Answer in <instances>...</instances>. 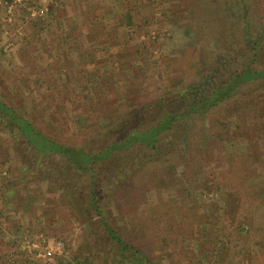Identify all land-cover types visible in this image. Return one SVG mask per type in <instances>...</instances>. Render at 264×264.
<instances>
[{
	"label": "rangeland",
	"instance_id": "obj_1",
	"mask_svg": "<svg viewBox=\"0 0 264 264\" xmlns=\"http://www.w3.org/2000/svg\"><path fill=\"white\" fill-rule=\"evenodd\" d=\"M147 1L152 3L144 9ZM195 1L0 0V99L43 131L76 142H89L94 135L103 143V131L109 133L124 119L127 109L142 100L143 92L146 101L178 110L177 92L214 67L221 53L219 41L210 32L199 34L190 23ZM249 2L260 5L253 10L264 32V0ZM41 8H46L44 14L31 16L32 10L37 13ZM108 9L114 17L111 25L102 20ZM81 11L97 22L90 27L94 31L88 27L89 36L86 22L72 19L73 12ZM145 12L151 14L149 20ZM137 18L150 22L133 31ZM137 44L143 46L140 72L138 59L129 52ZM126 59L129 67L123 62ZM258 60L264 63L263 39ZM252 89L240 94L229 108L235 136L223 143L211 139L210 146L203 147L204 160L194 149L191 152L190 143L193 134L205 143V128L215 131V111L207 113L194 133L188 131V139L183 141L178 129L160 143L170 161L153 169L158 187L146 192L149 211L140 222H150L148 236L145 231L138 239L129 235L153 262L264 264V132L257 143L254 125L244 137H237L234 128L237 121L246 126L251 98L258 100L264 116V87ZM253 91L257 92L246 95ZM6 125V118L0 116V264H136L129 251L121 260L98 215L70 206L68 197L54 185L55 176L47 179L34 174L22 179L30 170L31 156L25 155L26 143ZM111 135L108 138H114ZM189 161L193 164L188 168L190 181L183 171ZM54 169L58 176V170L64 178L75 176L67 168ZM81 183L87 190L88 182ZM127 186L114 191L105 206L106 220L120 232L127 230V217L133 213ZM75 188H71L73 202L82 206L85 196ZM206 217L222 223L215 225L221 231L214 244L203 236ZM26 241L42 244L40 249L57 241L62 245L49 259L38 256V250L23 248ZM217 252L222 262L214 261Z\"/></svg>",
	"mask_w": 264,
	"mask_h": 264
},
{
	"label": "trees",
	"instance_id": "obj_2",
	"mask_svg": "<svg viewBox=\"0 0 264 264\" xmlns=\"http://www.w3.org/2000/svg\"><path fill=\"white\" fill-rule=\"evenodd\" d=\"M249 1L196 0L190 12V23L199 34L210 32L219 41L221 53L217 64L187 81L183 85L184 90H177L178 98L181 100L178 110L173 106L165 107L157 101H146L143 92L142 100L136 106L127 109L124 119L115 124L109 133L107 130L103 131L105 134L103 143L97 141L98 138L94 135L89 142L63 141L49 133V130L43 131L35 122L32 123L0 99V116L6 118V126L15 131L14 134L12 133L14 137H20V140L26 143L25 155L31 156L27 160L30 170L23 174L22 179L34 174H41L47 179L55 176L52 181L61 190L62 195L68 197L70 206L78 207L81 212L92 210L99 216L107 239L117 246L121 260L129 251L136 264H157L148 257L149 252H145L140 247L138 240L133 242L129 240V235L138 239L141 238V231H145L148 236L150 222H140L142 215L149 211L146 192L151 187H158L159 178L153 169L157 168L158 163L163 165L170 161L169 154H162L160 143L167 138V135L173 134L178 129L182 131L183 141L188 139V131L194 133L195 126L201 127V120L207 113L215 111L217 115L215 131L212 133L211 129L202 128L206 142L193 134L190 143L191 152L194 149L193 153L195 151L200 153L204 160L206 154L202 153L203 147L210 146L211 139L223 143L230 141L232 135L235 136L228 116L229 108L233 107L235 99L240 94L247 93L249 89L264 87V63L258 60V47L262 39L264 40V32L259 28L258 17L253 10L260 5L252 6ZM151 3L152 1L145 2L144 9L150 8ZM146 14L149 20L151 14ZM147 19L140 21L137 18L138 22L134 25L133 31H138L137 29L143 24H149L150 21ZM142 49L143 46L137 44L129 51L138 59L136 65L138 72L144 66L139 55ZM123 62L129 67L127 59ZM255 92L257 91L246 95ZM248 104L250 105L246 106L251 107L252 111L244 117L247 124L241 126L238 121L235 122L234 128L238 130L236 135L244 137L249 127L254 125L253 141L260 143V133L264 132L263 110L257 99L251 98ZM239 115L240 113L237 114V118ZM258 120H262L261 125L257 124ZM110 135L114 138H108ZM261 146L264 149V141ZM190 162L183 164L184 175L187 176L188 181L191 180L188 168L193 165ZM192 162L195 163L193 159ZM56 166L73 171L75 176L64 178L59 170L58 176L54 169ZM44 170L45 173H42ZM152 171L154 176H151ZM188 181L185 180V183H189ZM81 182H88L87 190L83 191L84 183ZM124 184L128 185L126 195L132 205L133 213L127 217V230L120 232L106 220L105 206L112 193ZM75 186L76 193L85 196L82 206H77L73 202L74 191L71 188ZM220 224L222 225L220 221L206 217L203 236L210 243L216 242L215 236L221 229H215V225L220 226ZM220 254L221 252H217L214 255L216 263L223 261L218 256Z\"/></svg>",
	"mask_w": 264,
	"mask_h": 264
},
{
	"label": "built area",
	"instance_id": "obj_3",
	"mask_svg": "<svg viewBox=\"0 0 264 264\" xmlns=\"http://www.w3.org/2000/svg\"><path fill=\"white\" fill-rule=\"evenodd\" d=\"M46 11V9L41 8L39 9V11L36 13L34 10L31 11V16H34L35 14H39L42 15L44 14ZM42 244L38 243V242H34V241H26L23 243L22 247L23 248H28L33 249V250H38V256H42L45 258H53V255L58 251V249L61 247L62 243L60 241H57L55 245H50V246H46L42 249H40Z\"/></svg>",
	"mask_w": 264,
	"mask_h": 264
},
{
	"label": "crops",
	"instance_id": "obj_4",
	"mask_svg": "<svg viewBox=\"0 0 264 264\" xmlns=\"http://www.w3.org/2000/svg\"><path fill=\"white\" fill-rule=\"evenodd\" d=\"M87 3H89V1H87ZM122 4V3H121ZM123 5V4H122ZM77 6L78 7H80L78 4H77ZM46 9V8H45ZM90 9V8H89ZM94 10V9H93ZM79 11V10H78ZM87 12L88 13H90L91 12V9L90 10H88L87 9ZM112 12V11H111ZM110 11H109V9L106 11V14H104V15H102L101 17H102V20H104L103 22H105V21H107L110 25L113 23V19H114V17H111L110 15H112V13H111ZM81 14V15H80ZM80 14L79 13H76V12H73V15H72V19H74L75 21H80V23H85L86 22V24H87V32L85 33V35L87 34L88 36H89V31H90V29L92 30V31H94V29H92L93 28V26H96L97 25V22L96 21H93V20H91V18L92 17H85V15L82 13V11L80 12ZM81 16H83V17H81ZM113 16V15H112ZM106 26V25H105ZM107 26H109V25H107ZM90 27H92V28H89ZM96 32H92V34H95ZM107 34L109 33V31H107L106 32ZM91 35V34H90ZM90 37H92V36H90ZM80 48V47H79ZM79 51V49L77 50V52ZM77 52H76V54H77ZM80 52H78V57H81L80 56Z\"/></svg>",
	"mask_w": 264,
	"mask_h": 264
}]
</instances>
